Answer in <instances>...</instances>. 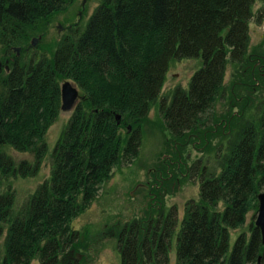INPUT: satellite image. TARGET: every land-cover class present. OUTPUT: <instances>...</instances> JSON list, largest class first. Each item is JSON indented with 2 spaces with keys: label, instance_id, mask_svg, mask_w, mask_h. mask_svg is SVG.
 <instances>
[{
  "label": "trees",
  "instance_id": "trees-1",
  "mask_svg": "<svg viewBox=\"0 0 264 264\" xmlns=\"http://www.w3.org/2000/svg\"><path fill=\"white\" fill-rule=\"evenodd\" d=\"M71 1L0 0V148L33 158L14 163L0 149V174L36 171L46 150L45 129L59 109L61 80L81 91L50 149L49 176L15 214L12 190L0 193L6 228L0 264H27L33 256L38 264H78L65 255L79 235L70 218L89 205L113 167L136 155L142 121L170 60L201 62L185 88L175 86L167 103L159 100L173 147L189 135L222 129L229 117L236 121L212 112L227 62L249 79V87L264 85V36L247 52L253 0H98L80 30L65 34L48 55L19 62L12 47L29 48L30 38L43 36L53 14ZM241 99V108L251 102L247 95ZM239 133L217 174L206 176L204 166L198 173L197 200L185 203L176 231V264H257V256L264 264V243L254 223L248 236L239 232L228 248L229 229L241 224L249 207L256 210L264 187V109ZM198 170L199 165L193 174ZM150 187L153 203L157 189ZM160 205L154 202L147 217ZM175 216L171 206L152 220L122 223L114 231L120 264H167Z\"/></svg>",
  "mask_w": 264,
  "mask_h": 264
},
{
  "label": "rangeland",
  "instance_id": "rangeland-1",
  "mask_svg": "<svg viewBox=\"0 0 264 264\" xmlns=\"http://www.w3.org/2000/svg\"><path fill=\"white\" fill-rule=\"evenodd\" d=\"M97 3L98 0H72L53 14L43 36H40L34 44L29 45V48L19 49L18 53L13 55L17 56L19 62L26 61L33 56L38 57L41 53L48 55L49 49L55 42L57 43L67 34H72V31L77 28L80 30L84 26ZM263 36L264 0H253L251 16L248 20L247 52H250ZM44 45L48 47L44 48ZM13 55H9V58ZM200 64L199 57H181L169 61L158 95L151 101L142 121L140 143L136 155L129 160L120 161L117 166L113 167L109 178L100 185L89 205L70 218V226L77 229L79 235L76 237L74 248L68 247L70 252L66 249L67 257L70 256L78 264H120L114 231L126 221L132 219L140 221L146 218L149 208H154L151 206L155 202L161 205L151 211V218L147 217L150 220L157 217L159 212L162 216L171 206H174L177 221L170 237L167 264H176L174 254L176 231L185 203L190 199L197 200L199 171L204 166L206 176L217 174L229 149L240 137L241 125L258 118L259 113L264 109V85H260L262 82L249 87V84H246L249 79L239 74L234 63L227 62L222 79L221 96L216 99L212 112L218 117L228 113L229 116H234L236 121L229 117L230 124L222 129H219V125L210 135H203V137L189 135L184 143L173 147L171 135L162 126L163 122L158 111L159 100L167 103L175 86L185 88L190 75ZM248 87L249 91L246 90ZM78 90L81 94L80 89ZM246 95L250 97L251 102L249 104L246 101V106L241 108V102L244 103L241 98L244 99ZM80 98H77L75 102ZM72 108L66 110L59 108L56 116L45 129L46 150L34 173L24 176L0 174V193L6 189H11L13 193L11 205L13 214L17 213L35 188L49 176L50 149L66 123ZM213 120L211 118L208 124H212ZM221 130L224 132L222 133ZM176 148L177 157L173 153ZM0 149L4 150L14 163L20 159L28 162L33 159L31 153L27 151H17L8 146ZM177 158H179L178 161ZM198 165L199 170L194 175L193 169ZM175 171L179 175L174 176ZM152 185H155L157 189V196L154 195L153 203L150 202L154 188L150 187ZM217 205L220 207L221 203L218 202ZM255 213V207H249L241 224L229 229L228 248L239 232L248 236L249 225L253 223ZM1 225L0 256L3 252V237L6 231L3 222H0ZM27 264H38L37 257L33 256Z\"/></svg>",
  "mask_w": 264,
  "mask_h": 264
},
{
  "label": "water",
  "instance_id": "water-1",
  "mask_svg": "<svg viewBox=\"0 0 264 264\" xmlns=\"http://www.w3.org/2000/svg\"><path fill=\"white\" fill-rule=\"evenodd\" d=\"M83 1V0H82ZM38 36L31 37L29 43L34 44L37 41ZM19 46H13L12 49L15 51V54L18 53ZM5 68L7 66L5 65ZM81 94L79 93L78 88L72 83L69 79H63L60 82V110H66L73 106L75 100L80 98ZM119 115L115 113V118H118ZM257 207L254 217V225L258 227L260 233V241L264 243V188L261 189L257 195ZM259 256H257V264Z\"/></svg>",
  "mask_w": 264,
  "mask_h": 264
},
{
  "label": "flooded vegetation",
  "instance_id": "flooded-vegetation-1",
  "mask_svg": "<svg viewBox=\"0 0 264 264\" xmlns=\"http://www.w3.org/2000/svg\"><path fill=\"white\" fill-rule=\"evenodd\" d=\"M73 22H74V21H73ZM68 26H70V23H68ZM68 26H67V27H68ZM60 28H61V27H60ZM38 37H39V36H38ZM11 58H12V57H11ZM11 58H10V59H11ZM2 65H3L4 69L7 70L8 67L5 68V65H7V64H2ZM262 74H264V68H262ZM73 105H74V104H73ZM72 107H73V106H72Z\"/></svg>",
  "mask_w": 264,
  "mask_h": 264
}]
</instances>
